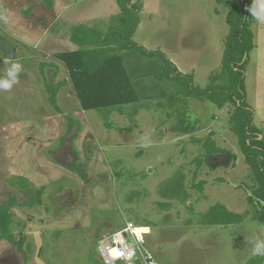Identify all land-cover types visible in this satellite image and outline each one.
Listing matches in <instances>:
<instances>
[{"label":"rangeland","instance_id":"1","mask_svg":"<svg viewBox=\"0 0 264 264\" xmlns=\"http://www.w3.org/2000/svg\"><path fill=\"white\" fill-rule=\"evenodd\" d=\"M44 1L50 6L51 1L54 4V0ZM136 1L138 0H133V2ZM140 2L142 4L139 12L140 21L132 40L147 50L162 51L174 62L175 66L179 67L176 66L180 69L179 71L193 75L195 85L201 88L208 84L214 85V82L210 81V75L220 72L224 41L228 32L225 21L227 9L216 0H140ZM64 3L66 10L57 24L62 25L66 31H69L73 25L87 23L89 21L87 19L113 13L98 25L102 28L109 26L110 17L119 12L115 0H62L57 3V7ZM37 26V30H41V25ZM5 30H18V28L12 25V22H7L5 6L0 4V33L2 31L6 40L14 41L10 45L20 49L19 53L22 55L19 61L22 64L19 82L9 91H0V119L3 121L18 118L14 108L21 109L31 104L33 109H37L44 105L45 100L42 95L36 96L34 92L31 93L30 88L34 84V77L39 78L40 76L37 71H42L38 62L54 60L52 55L49 54L48 58L45 55L44 41H40L37 45L29 41L30 44L25 45L12 39L11 34H5ZM251 30L254 33L256 46L249 54L244 79L246 101L250 107L256 82L264 84V21L255 20L253 26L251 25ZM70 44L61 43L59 48L53 50V53L68 51ZM24 47L29 50L23 49V52L21 48ZM3 53L0 47V77L5 76L6 69L10 66L9 63L1 61ZM122 53L135 55L140 60H144L143 65L146 70L149 62L157 63L156 60L147 59L133 51L118 52L119 55ZM159 63L160 60H158ZM256 63L261 65V70L257 75L254 68ZM129 65L128 62L127 67ZM131 66L133 70L130 71V75L135 76L139 68ZM150 67L154 71V67L151 65ZM65 76L67 77L66 73ZM152 78L154 83L152 89L149 90L151 93L149 103L166 104L163 112L167 111L168 115L160 116V119H164L166 123L164 125L168 127L174 125L178 111H185L188 120L192 123L197 122V126L201 127L195 133L196 136L202 138V142H189V137H184L178 140V147H175L173 141L166 138L162 145L164 150L161 149L163 151L156 150V145L151 144L147 147V152L151 151V154L128 156L132 150L130 148L132 143L125 146L128 132L116 134L114 128L109 129L105 125L106 118H103V115L101 116L95 110L82 111L90 119L96 135L95 149L99 152L98 155L104 157V162L95 171L97 177L103 178L96 179L99 181L97 186L95 184L97 191L92 190L93 183L89 184L88 188H84L78 179L72 181L62 179L58 183L61 187L66 186L69 189L72 186L76 192L70 197L71 200L67 198L69 202L60 208L63 222L56 225V219L51 217L50 225L45 228L46 236L44 234L43 243L40 244L41 252L38 259L33 258L34 264L36 260H39L41 264H100L96 242L101 237L123 227L126 222L138 225L149 224L151 233L147 235L146 248L156 256L160 264H212L211 259L195 258L194 254L200 257L203 254L201 247L208 251L212 248L214 249L212 252L222 248V253H220L222 264H233L241 257L240 238H236L235 242L234 236L229 233L222 234V236L217 235L214 238L208 237L207 233L208 231H224L223 227L231 228L229 225L212 224L216 222L214 218H222L220 212L223 206L229 211L241 212V214L252 209L247 201V196L252 191V182L249 177L250 167L229 125L233 106L225 103L223 107H218L209 100L202 101L195 98H190L186 107L178 103L169 105L167 97L177 90V84L169 80ZM141 84L139 81L138 85ZM154 84L158 86V89L154 88ZM76 103L79 102L76 101ZM62 106L65 109L64 103ZM153 106L162 108L158 105ZM149 115L145 111L139 114L140 127L147 125ZM111 117L114 118L112 125H123L118 115ZM111 120L107 119V122ZM125 124L128 127L131 126L129 121ZM209 130L213 132L211 139L221 150H224L223 153L231 154L226 159L225 166L228 165L227 167L219 166L211 169L206 162L198 167L197 162L193 161L196 154L198 155L196 158H204L203 140L208 137ZM89 132L92 134L91 130ZM149 132L151 131L147 133ZM173 133L175 132L171 131L169 134ZM150 134L153 135V133ZM77 148L81 151L78 146ZM219 153L222 154V152ZM237 158L238 161L240 159V169L234 171L233 168L236 166L234 161ZM116 159L122 160L116 163L114 162ZM124 161L135 162L123 164ZM218 161L222 162V159ZM226 178L229 179L226 180ZM179 180L182 185V195H185L183 200L166 195L171 190L173 191ZM225 181L227 183H224ZM198 183H202L201 189L196 187ZM54 187L55 182H51L48 190ZM69 194L72 195L71 192ZM240 198L242 201L239 200ZM231 199L235 200L233 204L230 203ZM190 203L191 205H187ZM48 206L51 207L52 203ZM242 223H244L242 228L248 230L245 231L247 234L238 235L239 233H236V237L249 242L254 238L253 234L257 232L264 238V226H257L258 223L251 219L250 214ZM197 224L199 225L198 232L193 231L186 234L187 231H183L188 225L192 227L191 229H195ZM203 226L206 227L205 232H201ZM210 239L213 241L216 239L217 243H208ZM190 243L193 244L192 248Z\"/></svg>","mask_w":264,"mask_h":264},{"label":"crops","instance_id":"2","mask_svg":"<svg viewBox=\"0 0 264 264\" xmlns=\"http://www.w3.org/2000/svg\"><path fill=\"white\" fill-rule=\"evenodd\" d=\"M43 1L44 0H0V4H4L6 9L7 22H12V25L18 28V30H5V34H11L10 36L12 39L17 42H22L25 45H29V41H32L35 45L39 44L40 41H44L43 44L45 45L43 49L46 51L45 55L48 58L50 54L55 60H43L38 62V66L42 68V71H37L40 73V76L39 78L34 77V84L31 85L30 88L31 93L34 92L36 96L42 95L45 100L43 105L45 109L43 106L33 109L34 107L29 104L21 109L14 108V112H17L18 118L6 121L0 119V207L5 206L8 209L11 226L10 236L15 240L19 238L22 239L21 251H19L16 245L7 238L0 239V264H34L35 260L33 258L38 259V255L41 252L40 244L43 243L44 234L46 236L45 228L50 225L52 220L51 217L56 219V225L63 222L60 208L67 204L69 201L66 199L72 197L73 193L76 192L74 187L70 186L69 189L66 188V186L61 187L58 183L62 179H67L68 181L78 179L81 181V185H83L84 188H88L89 184L93 183L92 190L97 191L95 184L97 186L99 181L96 179L101 177H97L95 171L98 170L101 163L104 162L103 155H98L99 152L95 149L96 135L94 134L90 119L82 112L91 110H83L80 104L76 103V101H79L72 88L68 70L57 56L62 53L76 51L79 48V46L70 39L74 28L81 24H85L89 30L99 33L105 32L108 26L102 28L98 26L100 24L99 22L113 13L102 14L87 19L89 20L87 23L73 25L69 31H66L62 25L60 26L57 24L66 10L65 3L57 7V3L62 0H54V4L53 1H51V6H48L46 1H44V4ZM253 2L254 0H252V4ZM27 5L29 6L26 8L25 6ZM255 20L256 19L253 18L252 26ZM38 24L41 25V30H37ZM4 37L1 31L0 47L4 51L1 61L6 62L10 59L19 62L22 59V55L19 53L20 49L16 46H11L10 43H14V41L6 40ZM61 43H71L70 49L65 52L53 53V50L59 48L58 46ZM35 45L34 48L36 47ZM255 46L256 43L254 44V48ZM23 49L29 50L27 47L21 48L23 52ZM83 55V63L86 68L94 72L110 57L119 54L116 53L115 48L112 46L97 47L92 45L88 46L85 51H83ZM120 56L123 58L122 65L139 101L137 104H124L120 108L112 110L108 116V119L112 120L108 122L110 123L109 129L114 128L116 134H122L123 132L126 134V132H128V140L125 146L132 143L130 148L134 150H130L128 156H132L133 154V156L137 157L151 154V151L149 153L147 152V147L151 144H155L156 150L160 151L164 147H162V145L165 143L164 140H166V138L168 140L171 139L174 145H176L175 147H178V140L184 139V137H189V142H198L199 139H202L196 136L195 133L201 128L199 125L197 126V122L192 124L188 133L182 134L175 132L169 134L172 131V126L168 127V125H164L166 124L163 121L164 119H160V116L163 114L168 115V112H163V108L153 106H157V104H160L159 102L149 103V96L151 94L149 90L152 89L154 83L152 78L154 77L152 74L153 70L150 65L146 70L142 60H138L134 56L126 53H122ZM128 62L130 63L129 67H127ZM149 64L151 63L149 62ZM131 65L139 68V70H136L138 73L135 76L130 75V71L133 70ZM254 68L256 69L257 75L261 70V65L256 63L254 64ZM1 75L3 76V74ZM139 81L142 83L140 86L138 85ZM50 87L53 88L55 93L54 99L57 109L53 107L50 102L51 93L48 89ZM155 87L158 89L156 84H154V88ZM250 101L254 115V125L264 134V84L256 82L255 91L252 93ZM63 103L65 109L62 106ZM143 111L150 115L147 118V125L140 127L141 121H139V114ZM112 115H118L123 125H112L114 119L111 117ZM127 121L130 122L131 126L128 127V125L125 124ZM158 129L159 131H157ZM90 130L92 134L89 132ZM211 130H209V133ZM148 131L151 132L147 133ZM150 133H153V135ZM182 145L179 146L183 147ZM215 145L218 147L216 143ZM149 149L151 150V147ZM228 156V154L223 152L222 154L216 152L210 154L206 161H204V158L201 159H203V164L206 162L211 169L218 168L219 166L224 168L228 166H225ZM196 157H198L197 154L193 158L194 162H196ZM218 159H222V162L218 161ZM120 160L122 159H116L114 162L117 163ZM126 162L134 163L135 161H124L123 164ZM234 163H236V166L233 169L234 171H238L240 169V159L238 161L237 158ZM83 176H85V178H83ZM228 179L229 178H226V180ZM51 182H55V187L52 190H48V186ZM224 183L227 182L225 181ZM233 190L235 189L233 188ZM69 192H71V196L70 194L68 195ZM239 200H241V198ZM234 201V199H231L230 203L233 204ZM49 203H52L51 207L48 206ZM187 205H191V203ZM52 210L54 211L53 214L51 212ZM227 210L229 211L228 208ZM230 212L242 215L241 212L231 210ZM242 222L229 225L231 227L230 229L223 227L222 229H224V231L221 232H207L210 238H214L217 235L222 236V234L226 235L228 233L234 236L235 242L236 238H240L242 250L239 251L242 255L239 259L235 260L233 264H246L254 257L250 255L251 243L243 241L241 237H236V233H239L238 235H244L246 233L245 231H248L242 228L244 224ZM257 223L256 225L259 227L264 226V223ZM191 228L192 227L188 225L183 231H187L186 234L199 231L198 224L197 228ZM205 228L206 227L203 226L201 232H205ZM236 228L237 230H235ZM232 231L235 232L232 233ZM253 235L254 237L258 236L264 239L257 232ZM173 240L174 239H172V241ZM210 240L211 241L208 242L210 244L217 243L216 239H214V241L212 239ZM220 243L222 245V242ZM190 244L192 248L193 244ZM198 248L199 247H197V249ZM200 249L203 254L201 257L194 254L196 259H211L210 261L212 264H222V256L220 254L222 253V248L217 249L216 251L218 252H212L214 250L212 248L210 251L205 250L203 247ZM196 262L197 261H195V263ZM36 264L41 263L39 260H36ZM262 264H264V258Z\"/></svg>","mask_w":264,"mask_h":264},{"label":"trees","instance_id":"3","mask_svg":"<svg viewBox=\"0 0 264 264\" xmlns=\"http://www.w3.org/2000/svg\"><path fill=\"white\" fill-rule=\"evenodd\" d=\"M119 12L110 17V24L105 32H94L87 29L85 24L74 28L70 39L79 48L76 51L59 54L57 57L62 61L69 73L70 82L76 97L83 110H96L103 118L105 125L112 110L120 108L124 104H137L139 99L134 91L130 79L122 65L123 58L113 55L94 72L89 71L84 62L83 51L88 46L114 47L119 51H133L138 55L157 63L149 65L154 67L153 75L158 80H169L177 84V90L167 97L169 105L178 103L187 106L190 98L209 100L218 107L230 103L233 110L230 113V130L236 135L238 145L250 167V179L252 182L251 195L247 197L252 206L250 211L240 215L222 207L221 217L214 218L212 224L230 225L242 222L250 214L252 220L264 223V134L253 124V110L246 101L245 69L249 60V54L254 48L253 32L251 25L253 16L248 11L252 6V0H216L222 4L227 13L225 21L228 32L224 41V49L221 57L220 72L210 75L214 85L199 87L193 82L192 74H184L173 62L160 50H147L142 45L132 40V36L139 24V12L142 4L140 0H115ZM50 6V5H48ZM87 29V30H85ZM137 58L135 55H132ZM140 60V58H137ZM158 60L160 63L158 64ZM142 62L145 63L144 60ZM148 65V66H149ZM216 79V81H214ZM220 80V82H218ZM50 90V102L57 109L54 99L53 88ZM162 108L166 104H157ZM177 120L171 130L182 134L188 133L192 122L188 120L185 111H178ZM212 132L203 140L204 161L208 156L216 152H224L216 147L211 139ZM198 142H202L199 139ZM226 152V151H225ZM231 155V154H229ZM233 157V155H232ZM197 166L201 167L203 161L196 158ZM85 178V176H83ZM202 183L196 184L201 189ZM167 196L185 199L182 195L180 180ZM143 225V224H140ZM149 225V224H145ZM144 225V226H145ZM10 215L5 206L0 207V239L7 238L19 251L22 249V239L15 240L10 236ZM264 257H252L246 264H262ZM101 264V261H100Z\"/></svg>","mask_w":264,"mask_h":264},{"label":"built area","instance_id":"4","mask_svg":"<svg viewBox=\"0 0 264 264\" xmlns=\"http://www.w3.org/2000/svg\"><path fill=\"white\" fill-rule=\"evenodd\" d=\"M129 223L132 224L133 228L144 226L126 222L123 227L103 236L97 241L96 249L101 264H160L156 256L146 248V238L150 232L143 234V243H138L132 230L127 228ZM117 232H120L121 236H116ZM114 248L124 252L125 255L130 250L135 249V255L131 261H127L125 256L113 259L111 250Z\"/></svg>","mask_w":264,"mask_h":264},{"label":"clouds","instance_id":"5","mask_svg":"<svg viewBox=\"0 0 264 264\" xmlns=\"http://www.w3.org/2000/svg\"><path fill=\"white\" fill-rule=\"evenodd\" d=\"M248 11L257 21H264V0H254L252 6L248 8ZM6 62L9 63L10 66L6 69L5 76L0 77V91L11 90L13 85L19 82V74L22 71V64L20 62L10 59ZM127 228L132 230L138 243H143V234L151 231L149 226L133 228L131 223L128 224ZM116 236H121V233L117 232ZM249 242L252 245L250 249V255L254 257H264V239L256 236ZM111 254L113 259L119 258L120 256H125L127 261H131L135 255V249L130 250L128 254L125 255L124 252L114 248L111 250Z\"/></svg>","mask_w":264,"mask_h":264}]
</instances>
